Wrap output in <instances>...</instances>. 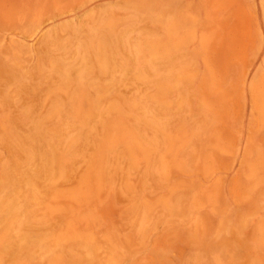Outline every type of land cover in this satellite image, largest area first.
Instances as JSON below:
<instances>
[{"label":"rangeland","instance_id":"1","mask_svg":"<svg viewBox=\"0 0 264 264\" xmlns=\"http://www.w3.org/2000/svg\"><path fill=\"white\" fill-rule=\"evenodd\" d=\"M0 264H264V0H0Z\"/></svg>","mask_w":264,"mask_h":264},{"label":"crops","instance_id":"2","mask_svg":"<svg viewBox=\"0 0 264 264\" xmlns=\"http://www.w3.org/2000/svg\"><path fill=\"white\" fill-rule=\"evenodd\" d=\"M179 1V0H178ZM178 4V3H177Z\"/></svg>","mask_w":264,"mask_h":264}]
</instances>
